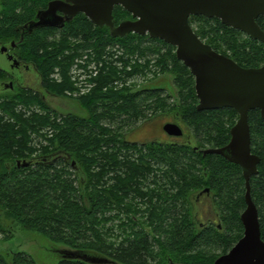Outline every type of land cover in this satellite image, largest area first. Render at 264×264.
I'll return each instance as SVG.
<instances>
[{
    "label": "trees",
    "instance_id": "16d2710c",
    "mask_svg": "<svg viewBox=\"0 0 264 264\" xmlns=\"http://www.w3.org/2000/svg\"><path fill=\"white\" fill-rule=\"evenodd\" d=\"M48 1L2 0L0 43L15 44L14 54L34 65L47 93L63 95L75 88L68 71L77 59L93 61L98 70L89 92L77 98L82 115L50 109L44 94L33 88L13 85L0 91V214L63 242L68 248L57 264H105L92 262L98 258L118 264H213L242 236L245 186L238 165L202 150L228 142L237 113L197 110L193 76L175 48L160 39L136 33L111 37L108 27L94 26L83 14L61 28H33L20 38L17 26L34 21ZM124 14L115 6L114 24ZM188 22L202 41L239 65L264 64V43L216 17L191 15ZM256 22L264 31V16ZM56 70L59 82L52 76ZM145 70L169 75L174 92L125 86ZM4 74L0 68V81H7ZM160 115H173L186 139L128 140L127 131ZM248 124L251 151L260 158L250 194L264 241V118L259 110L248 112ZM41 129L50 132L43 137ZM38 136L47 143L30 145ZM23 159L32 162L17 164ZM206 187L213 191L210 201L218 213L216 222L201 224L195 202ZM0 235L11 237L1 220ZM0 264L36 263L24 252L0 250Z\"/></svg>",
    "mask_w": 264,
    "mask_h": 264
},
{
    "label": "water",
    "instance_id": "95a60500",
    "mask_svg": "<svg viewBox=\"0 0 264 264\" xmlns=\"http://www.w3.org/2000/svg\"><path fill=\"white\" fill-rule=\"evenodd\" d=\"M115 5H120L135 19H123L114 24L112 10ZM78 12L83 13L94 26L108 27L111 37L147 34L170 44L175 48L176 58L194 78L196 109L232 108L237 113L238 117L229 129L228 142L202 150V155L216 154L238 165L245 186V207L239 214L242 236L213 264H264L258 209L250 194V178L257 174L260 158L251 151L248 124L250 110L258 109L264 118V64L259 67L239 65L202 41L188 22L190 15L216 17L222 24L264 43V31L255 20L264 15V0H51L45 9L37 11L36 20L24 25L23 31L38 27L61 28ZM0 51L10 63L7 71L16 69L18 61L14 55L7 49L1 48ZM12 88V81H0V91ZM162 128L171 137L183 134L182 127L174 122H166ZM30 162L31 159H23L17 164L27 166ZM92 262L115 263L108 258ZM166 264L181 263L168 261Z\"/></svg>",
    "mask_w": 264,
    "mask_h": 264
},
{
    "label": "rangeland",
    "instance_id": "374dc122",
    "mask_svg": "<svg viewBox=\"0 0 264 264\" xmlns=\"http://www.w3.org/2000/svg\"><path fill=\"white\" fill-rule=\"evenodd\" d=\"M123 17L128 18L129 13L124 14ZM72 43H75V41H72ZM161 51L162 52L160 53H164V49H161ZM9 65L10 63L7 60L6 56L0 52V68L7 71L9 69ZM76 74L77 72L73 71V75ZM7 78L8 77L5 76V74L2 77V79H7ZM37 80L38 77L36 75V81L32 83V86H34L35 90L41 92L42 95L44 94L43 96L44 101L48 104V107L50 109H54L59 113H75L79 115L85 114L84 109L77 102V98L79 96H73L71 94V91L68 89L64 91L63 95L47 93L41 89L39 83H37ZM125 86L134 89H139L144 86L158 87V88H164L169 93L174 92V86L172 84L171 77L167 74L161 73V71L160 73H156L153 70L143 71V74L138 75L137 80L135 81L130 80L129 82H125ZM68 91H70V93H68ZM88 92L89 90L84 91V94H87ZM163 119L165 118L160 117V119L158 120L149 122L150 125L145 124L139 127L137 130L130 132L127 131L128 133L126 134L128 140L132 142H143L149 139L147 135L155 131V128L150 129L151 128L150 127L148 129V127L149 126L156 127L159 125V123H160V127H159L160 129L158 131V134H155L154 137L157 136L158 137L157 139H159L160 141L169 140L170 136H168L162 129V125L164 124ZM140 124L136 126H140ZM40 131L41 133L39 134L41 135L42 133H45V129H41ZM185 135L187 136L186 132H183L181 140H183L184 138L186 139ZM188 138L191 140L192 137L188 136ZM33 143L34 140L29 142L30 145H32ZM198 215L201 221L202 220L204 221V219L206 218V213H203V215L200 214ZM0 220L2 221L4 227L8 229L11 233V237L9 236L10 238L8 237L7 239H4L3 236L0 235V250L2 251L24 252L28 254L36 264H57L58 260L61 257V251L63 249L68 248L63 242L53 241L48 237H46L45 235H42L41 233L22 228L19 224L11 220V218L6 217L3 213L0 214ZM214 251L218 253V250H214ZM106 264H113V263H106Z\"/></svg>",
    "mask_w": 264,
    "mask_h": 264
},
{
    "label": "flooded vegetation",
    "instance_id": "af4514ba",
    "mask_svg": "<svg viewBox=\"0 0 264 264\" xmlns=\"http://www.w3.org/2000/svg\"><path fill=\"white\" fill-rule=\"evenodd\" d=\"M2 0H0V10L3 9V2H1ZM51 1V0H49ZM48 1V2H49ZM115 6H120V5H115ZM114 6V7H115ZM113 7V8H114ZM127 13H129L128 11H126ZM37 13V12H36ZM59 14H61L60 12H58ZM77 14H83L81 12H78ZM76 14V15H77ZM75 15V16H76ZM84 15V14H83ZM36 16V14H35ZM191 16V15H190ZM259 16H264V15H259ZM258 16V17H259ZM74 17V16H73ZM72 17V18H73ZM256 17V18H258ZM124 19H135L131 16V13H129V17L128 18H124ZM36 20V19H35ZM256 20V19H255ZM65 23V22H64ZM258 24V23H257ZM24 25L22 27L20 26H17V34L20 36V38H22V32H24L23 30H25L24 28ZM259 25V24H258ZM260 27V26H259ZM33 29H31V31H27L28 33L32 32ZM240 31V30H239ZM242 32V31H241ZM244 33V32H242ZM245 34V33H244ZM146 36H148L147 34H144ZM246 35V34H245ZM248 36V35H246ZM149 37V36H148ZM249 37V36H248ZM250 38V37H249ZM252 39V38H251ZM2 46V47H1ZM7 49L8 50V53H11L14 55V57L17 59L18 61V65L16 67V69H13L11 70L10 72L9 71H6V76L8 77L7 80H10L12 81L13 85L14 86H18V87H24V88H34V86H32V83H34L36 81V75L38 77V80H37V83H39V76H38V72L36 70V68L34 67V65L32 63H28L27 61L25 60H22V59H19L14 53H15V44L12 42L11 43H0V49ZM2 51V50H1ZM0 51V52H1ZM174 52H175V49H174ZM258 110V109H257ZM160 117H164L165 119H163V122L166 123V122H174V123H177L179 126L182 127V125H180L179 121L176 120L175 118H173V115H160L158 117H155L151 120H148L142 124H140L139 127H141L142 125H145V124H149V122L151 121H155V120H158L160 119ZM168 119V120H167ZM170 119V120H169ZM173 119V120H172ZM150 125V124H149ZM163 126V125H162ZM139 127H137L136 129L134 130H137ZM151 127V128H150ZM160 127V123L158 126H149L148 129H152V128H155V131H153L152 133H149L147 135V137H149V139H157L158 137H154L155 134H158V131H159V128ZM163 129V128H162ZM182 129L184 130V128L182 127ZM133 130V131H134ZM182 137L179 136V137H169V140H173V139H180ZM148 140V139H147ZM159 140V139H157ZM160 184V182H159ZM158 186V185H157ZM213 191L209 188V187H206L204 190H202V192H200L197 197H196V205H197V208H196V213L197 214H200V215H203V213H206V218L204 219V221L200 219L201 221V224L203 223H206V222H216V214L218 213V207L213 205V203L210 201L211 198L213 197ZM244 195V194H243ZM158 201L160 202V199H158ZM113 264H116V263H113ZM118 264V263H117Z\"/></svg>",
    "mask_w": 264,
    "mask_h": 264
},
{
    "label": "built area",
    "instance_id": "2783aa9c",
    "mask_svg": "<svg viewBox=\"0 0 264 264\" xmlns=\"http://www.w3.org/2000/svg\"><path fill=\"white\" fill-rule=\"evenodd\" d=\"M97 70L98 68L93 61L86 60L85 57H83L82 59H77L76 63H74L68 71L70 79L75 86L73 90H70L71 94L73 96H81L84 94V91L90 90V88L93 86V84L90 83V78H92V76L97 73ZM73 71H76L77 74L73 75ZM52 76L57 82H59L61 79L58 70H56V72H54ZM130 80L131 79H127L126 82H129ZM70 91H68V93H70ZM46 132H50V129H48L47 131L45 130V133ZM46 140L47 139L43 138L42 136H38V138L36 139L34 138V147H39L40 144L45 145L47 143Z\"/></svg>",
    "mask_w": 264,
    "mask_h": 264
}]
</instances>
